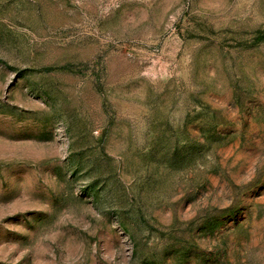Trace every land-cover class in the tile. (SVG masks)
<instances>
[{
	"label": "rangeland",
	"instance_id": "obj_1",
	"mask_svg": "<svg viewBox=\"0 0 264 264\" xmlns=\"http://www.w3.org/2000/svg\"><path fill=\"white\" fill-rule=\"evenodd\" d=\"M0 264H264V0H0Z\"/></svg>",
	"mask_w": 264,
	"mask_h": 264
}]
</instances>
